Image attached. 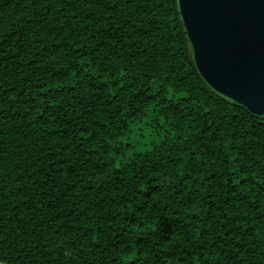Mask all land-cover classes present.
<instances>
[{
  "label": "trees",
  "instance_id": "16d2710c",
  "mask_svg": "<svg viewBox=\"0 0 264 264\" xmlns=\"http://www.w3.org/2000/svg\"><path fill=\"white\" fill-rule=\"evenodd\" d=\"M0 264H264V118L176 0H0Z\"/></svg>",
  "mask_w": 264,
  "mask_h": 264
},
{
  "label": "water",
  "instance_id": "95a60500",
  "mask_svg": "<svg viewBox=\"0 0 264 264\" xmlns=\"http://www.w3.org/2000/svg\"><path fill=\"white\" fill-rule=\"evenodd\" d=\"M176 7L203 82L264 118V0H176Z\"/></svg>",
  "mask_w": 264,
  "mask_h": 264
}]
</instances>
